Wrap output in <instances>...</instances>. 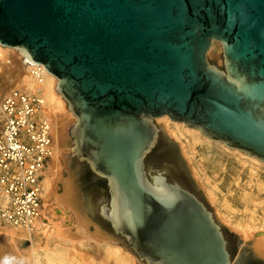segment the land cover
I'll list each match as a JSON object with an SVG mask.
<instances>
[{
  "label": "water",
  "instance_id": "obj_1",
  "mask_svg": "<svg viewBox=\"0 0 264 264\" xmlns=\"http://www.w3.org/2000/svg\"><path fill=\"white\" fill-rule=\"evenodd\" d=\"M0 44L57 77L73 150L109 184L101 214L140 259L231 264L213 212L146 157L167 115L264 162V0H0Z\"/></svg>",
  "mask_w": 264,
  "mask_h": 264
},
{
  "label": "rangeland",
  "instance_id": "obj_2",
  "mask_svg": "<svg viewBox=\"0 0 264 264\" xmlns=\"http://www.w3.org/2000/svg\"><path fill=\"white\" fill-rule=\"evenodd\" d=\"M208 59L221 69L225 68L221 42L213 43ZM14 86H9L7 92ZM67 109L74 116L68 126L67 156L70 166L76 171L75 184L82 206L81 214L89 222L90 229L100 231L111 245L121 247L126 255H129L128 252L134 255L136 264H148L130 247L127 238L116 233L111 222L102 216L101 209L103 205L109 204L111 197L109 184L106 178L91 168L88 160L74 152L75 138L69 129L77 123L78 118L70 110L68 102ZM167 118L170 117L164 115L155 119L160 132L158 143L146 157L149 176L162 173L171 181L183 184L205 202L225 235L232 241V249L239 246L248 251L247 255H243L242 249H238L233 263L246 264L252 258L264 264V258L254 252L251 240L245 239L243 235L245 227L255 233L264 226V162L251 158L253 156L243 150L210 139L202 132L198 133L194 154L188 158L181 143L168 133L165 127ZM189 131L191 134L196 133V130ZM194 168L196 171L198 169L197 174ZM103 254L101 257L104 263L114 264L106 253ZM90 256L92 253L85 257ZM55 261H49L46 255H42L38 264H59Z\"/></svg>",
  "mask_w": 264,
  "mask_h": 264
},
{
  "label": "bare ground",
  "instance_id": "obj_3",
  "mask_svg": "<svg viewBox=\"0 0 264 264\" xmlns=\"http://www.w3.org/2000/svg\"><path fill=\"white\" fill-rule=\"evenodd\" d=\"M57 84V77L46 70L42 87L45 111L53 120L54 152L43 173L45 209L32 230L0 224V261L7 258L8 264H38L41 256L46 255L49 261L59 259L55 261L59 264H107L101 257L106 253L114 264H136L134 255L130 252L126 255L121 247L111 245L100 231L90 229L89 222L81 214L76 171L70 166L66 148L68 126L74 116L68 112L67 102L57 91ZM13 85L32 89L35 81L24 65L23 53L0 44V91L7 92V88ZM165 123L168 133L181 143L190 158L201 131L170 118ZM189 130H196V133L191 134ZM194 170L197 174L198 169ZM243 235L251 240L254 252L264 258V226L255 233L245 227ZM88 253H92L90 258L85 257Z\"/></svg>",
  "mask_w": 264,
  "mask_h": 264
},
{
  "label": "built area",
  "instance_id": "obj_4",
  "mask_svg": "<svg viewBox=\"0 0 264 264\" xmlns=\"http://www.w3.org/2000/svg\"><path fill=\"white\" fill-rule=\"evenodd\" d=\"M23 58L34 87L0 91V224L32 230L45 209L42 180L54 152L53 120L45 111L46 69Z\"/></svg>",
  "mask_w": 264,
  "mask_h": 264
},
{
  "label": "flooded vegetation",
  "instance_id": "obj_5",
  "mask_svg": "<svg viewBox=\"0 0 264 264\" xmlns=\"http://www.w3.org/2000/svg\"><path fill=\"white\" fill-rule=\"evenodd\" d=\"M157 143H158V140H157ZM155 146H156V144H155ZM154 148V147H153ZM153 148H152V150H153ZM151 150V151H152ZM150 151V152H151ZM149 152V153H150ZM170 180V179H169ZM171 181V180H170ZM172 182H174V181H172ZM178 183V182H177ZM179 184H181V183H179ZM183 187H185L183 184H181ZM185 188H187V187H185ZM188 189V188H187ZM190 190V189H189ZM191 191V190H190ZM225 237H226V239H227V249L229 250V252H230V255H231V264H238V263H233L234 261H235V259H236V252H237V250L239 249V251L241 250V253H243V255H247L248 254V251L246 250V248L244 247V248H240L239 246L238 247H236L235 248V250H233L232 249V241L225 235ZM246 264H262V262H260L259 260H253L252 258H249V260H248V262L246 263Z\"/></svg>",
  "mask_w": 264,
  "mask_h": 264
},
{
  "label": "clouds",
  "instance_id": "obj_6",
  "mask_svg": "<svg viewBox=\"0 0 264 264\" xmlns=\"http://www.w3.org/2000/svg\"><path fill=\"white\" fill-rule=\"evenodd\" d=\"M0 264H8L7 258L5 259V261H0Z\"/></svg>",
  "mask_w": 264,
  "mask_h": 264
},
{
  "label": "crops",
  "instance_id": "obj_7",
  "mask_svg": "<svg viewBox=\"0 0 264 264\" xmlns=\"http://www.w3.org/2000/svg\"><path fill=\"white\" fill-rule=\"evenodd\" d=\"M16 88V87H15Z\"/></svg>",
  "mask_w": 264,
  "mask_h": 264
}]
</instances>
